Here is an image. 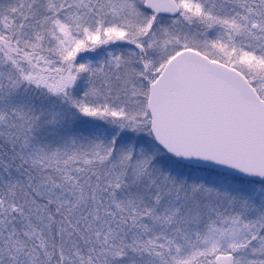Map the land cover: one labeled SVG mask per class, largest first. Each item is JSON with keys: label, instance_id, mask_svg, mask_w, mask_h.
<instances>
[{"label": "snow or ice", "instance_id": "obj_1", "mask_svg": "<svg viewBox=\"0 0 264 264\" xmlns=\"http://www.w3.org/2000/svg\"><path fill=\"white\" fill-rule=\"evenodd\" d=\"M0 264H264V0H0Z\"/></svg>", "mask_w": 264, "mask_h": 264}]
</instances>
